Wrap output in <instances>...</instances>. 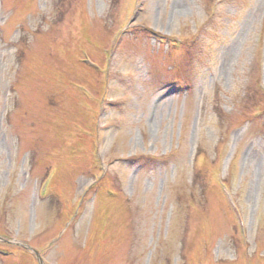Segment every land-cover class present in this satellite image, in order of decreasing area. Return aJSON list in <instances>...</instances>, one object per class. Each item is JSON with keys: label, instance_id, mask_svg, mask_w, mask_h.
I'll return each instance as SVG.
<instances>
[{"label": "rangeland", "instance_id": "1", "mask_svg": "<svg viewBox=\"0 0 264 264\" xmlns=\"http://www.w3.org/2000/svg\"><path fill=\"white\" fill-rule=\"evenodd\" d=\"M264 264V0H0V264Z\"/></svg>", "mask_w": 264, "mask_h": 264}, {"label": "water", "instance_id": "2", "mask_svg": "<svg viewBox=\"0 0 264 264\" xmlns=\"http://www.w3.org/2000/svg\"><path fill=\"white\" fill-rule=\"evenodd\" d=\"M36 255H37V254H36ZM37 256H38L37 258H38V262H39V264H42L39 255H37Z\"/></svg>", "mask_w": 264, "mask_h": 264}]
</instances>
